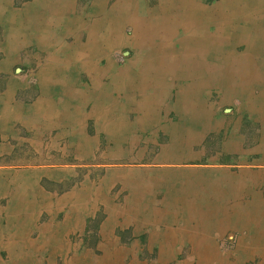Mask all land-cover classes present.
<instances>
[{
  "label": "rangeland",
  "instance_id": "obj_1",
  "mask_svg": "<svg viewBox=\"0 0 264 264\" xmlns=\"http://www.w3.org/2000/svg\"><path fill=\"white\" fill-rule=\"evenodd\" d=\"M96 1L0 0V72L7 77L0 79V105L8 99L9 109L17 114L18 108L31 109L42 96L52 101L54 109L66 106V114L71 106L73 118L81 116L88 122L86 127L73 128L74 132H83L80 136H60L53 131L39 142L8 144L13 151L0 159V166H4L0 168V264H216L200 263L195 254H159L148 239V231L137 229L139 217L145 215L139 203H159L164 197V161L170 164L168 168L178 170L168 174L169 194L174 183L201 178L194 170L205 169L202 166L223 164L219 169L227 165L238 170L237 164L246 162L249 177L256 182L250 183L248 199H264V103L258 111L261 103L248 105L245 96H229L220 86H214L199 95V107L208 116L184 113L180 94L191 81L177 82L179 78L166 74L162 77L164 86L143 88L138 78L144 74H148V79L155 76H149L146 58L129 25L122 24L125 40L90 60L97 71L74 62L73 50L88 44L89 27L98 19L93 14ZM118 1L105 0V10ZM140 1L145 8L137 16L153 29L157 24L176 26L184 17L179 6L182 0H166L169 6L162 12H158L156 0ZM218 2L196 0L204 7ZM260 3L264 11V0ZM187 17L191 23L201 25L199 16ZM163 28L174 32L172 27ZM105 31L98 33V38ZM198 35L191 51L195 56L209 51L208 58L201 62L209 69L213 66L216 74L224 72L230 62L226 53L230 48L225 47L224 38L220 39L221 44L208 47L204 41L197 42ZM175 42L173 38L171 43ZM154 44L161 42H153L151 51L155 52ZM214 49L221 55L219 58ZM243 50L244 46L239 45L235 52ZM193 61L186 62L190 67L183 76H202ZM65 68L68 72H81L77 80L84 85L79 87L76 83L67 94L65 89L42 94L37 87V74ZM124 69L134 75L133 89L119 86L116 74ZM95 78L100 79L101 86L95 85ZM189 90L184 91L193 95L191 91L195 89ZM159 95L162 99L154 104ZM192 138L197 141L184 142ZM166 149L168 160L164 158ZM260 151L263 157L258 154ZM168 203L154 209H168L171 216L182 207L177 208L172 200ZM258 209L255 211L263 212L260 224H250L247 230L242 227L246 224H241L217 239L215 251L229 263L262 264L264 255L260 256L261 251L250 245L251 236L260 246L264 242V206ZM176 217L185 220L183 226H194L192 217L182 216V209Z\"/></svg>",
  "mask_w": 264,
  "mask_h": 264
},
{
  "label": "crops",
  "instance_id": "obj_2",
  "mask_svg": "<svg viewBox=\"0 0 264 264\" xmlns=\"http://www.w3.org/2000/svg\"><path fill=\"white\" fill-rule=\"evenodd\" d=\"M252 2L257 1L219 0L218 3L221 6L219 4H215L212 7H204L201 5L204 8L203 10H195L194 13L192 12L193 17L199 16L201 18V25H193L197 35H200L204 31L211 36L209 41H204L208 44V47L210 44H221L220 39L222 37L224 40L226 39L225 47L230 48V51L226 52L230 56V62L224 72L216 74V71H213V66L212 69H209L207 68L208 66H205L201 62L204 59L206 60V57L208 58L209 51L204 56H195V53L191 51L195 39L189 41L192 43L186 42V37L193 35V33L186 32L184 21H190L183 17L182 20L178 21L176 26H169L165 23L164 26L168 28L172 27L174 32H169L164 29V55L143 54V58H146L145 66L149 69V76L154 75L155 77L151 76L148 79V74L140 76L138 79L142 81L140 82L142 84L141 86L143 88L157 87L158 84L164 86L162 77L166 74H172L175 78H179L177 82L190 80L191 82L181 90L180 103L185 105L184 113L196 117L200 113H205L208 116V113L201 111L199 107L201 105L199 95L204 89L214 86H220L227 94L230 93L229 96L233 93L241 95L242 97L245 96L244 98H246L248 105L249 103L253 104L255 102L258 105L261 103L259 105L260 107L256 108L258 111L261 110L262 103H264V11L261 8L260 0H258V9H255L254 6L251 11H248L245 7ZM152 11L157 13L154 8ZM110 13L112 14L111 11ZM251 13H254V15L250 16L249 14ZM93 14H96V10H94ZM114 17V14L111 15L110 20L114 19ZM91 26L93 27V25ZM95 29L102 32L108 28L101 27L99 29L96 27ZM173 38L176 39V42L172 44L171 41ZM239 45L244 46V50L241 53H236V46ZM86 46L88 48L90 47L89 44ZM104 46H106L105 43L104 45L103 43H96L95 51L90 49L87 51L84 49V46H81L82 48L77 46L71 54L72 60L88 68L90 60L96 59L102 52H106L107 47L103 48ZM154 47L157 51L161 45L154 44ZM214 50H216L215 53L218 56L217 49ZM77 51L81 53L85 52L84 55L86 58L79 60V58L75 57ZM189 59L194 60L193 65L201 70L202 76L196 75V73L183 76V71L188 70L190 67L189 64H186ZM241 63L243 64V68L240 65ZM94 67L92 65L88 69L95 71ZM117 73L116 75H119L118 81H120L119 86H122L120 72ZM4 74L6 73L0 72V79L7 78L2 76ZM79 74L82 73L73 72L72 70L68 72L66 68L65 70L56 72L51 70L40 71L37 74V87L42 94H46V92L53 89H65L67 94V91L70 93L71 89L76 87V83H78L77 86L79 87L84 85L77 80ZM60 75L64 77H59ZM124 77L126 86H129L127 88L133 89L134 75L132 71L128 69ZM99 80V78H95V85L101 86ZM23 83L21 82V85L24 88ZM4 85L6 90H8L9 83L7 80ZM243 85L245 86L243 87ZM191 88H194L197 92L191 91ZM185 89H190L189 91L193 95L185 93ZM161 99L162 95H159L153 103L156 104ZM51 102L49 98L41 96L40 99L34 101L31 109L24 111L18 108L17 114L12 112L14 110L11 111L9 109L8 99L4 104L0 105V159L7 158L10 152L13 151L12 149L14 148H10L8 145L10 142H39L47 135H52L53 131H57L56 135L60 136L82 135L83 132L81 130L74 132L73 128L81 129L86 127L88 124L87 120L81 118V116L73 118L71 106L68 108L69 113L66 114V106L64 108H62L63 106L55 107L54 109ZM66 128H68V131ZM196 141L197 139L194 140L192 138L184 142L194 143ZM240 153L241 155L243 154L242 152ZM245 154L248 156V153ZM258 154H260V157H263L261 151ZM169 157L167 149L164 150L165 160H168ZM169 165L167 161H164V197L161 198V201L159 203L155 201H153L155 203H139V208L144 207V210L141 211L145 215L139 217L141 222L137 229L148 231V239L153 242L152 244L159 254L189 253L199 255L209 253L211 250H216V246L214 245L217 243V239L225 236L227 232L237 230L241 224H246L242 227L245 226L244 228L247 230L250 224L261 223L259 218L263 217V212L259 213L256 211H259V206H264V199H259L258 196L253 197L251 200L248 199L250 183L254 184L256 182H254V179H251V176L249 177L250 170L246 162L238 163L236 166L238 170H234L232 167L229 168L227 165H225L223 170L219 169L224 166L223 164L222 166L209 164L211 166L207 168L206 166H202L205 169H201L200 167L194 170L202 175H199L201 178L197 177L195 180L188 178L187 181L184 180L182 183H174L171 188V194L168 192V174L170 172L174 174L178 170L177 168H168L170 167ZM3 167V165L0 166V168ZM204 176H208L207 179ZM171 200L174 205H177V208L182 205L175 212L176 214L170 216L168 209H154L157 206L161 208L168 206V202ZM151 206L153 209L150 211L148 207ZM250 207L254 209L251 210ZM181 209L184 218L185 215L192 217L194 226L188 227L182 225L185 220H179L176 217ZM251 220L253 222H250ZM251 237V247L258 248L261 251L259 253L260 256L264 255V250L260 249L264 247V242L260 246L259 241L255 237ZM256 250H248V253L254 254ZM262 264L264 263L262 262Z\"/></svg>",
  "mask_w": 264,
  "mask_h": 264
},
{
  "label": "bare ground",
  "instance_id": "obj_3",
  "mask_svg": "<svg viewBox=\"0 0 264 264\" xmlns=\"http://www.w3.org/2000/svg\"><path fill=\"white\" fill-rule=\"evenodd\" d=\"M173 1H172V3H173ZM256 1L257 2H252V3L248 4L247 7H245V8L248 11H251V9L254 6H255L254 7L255 9H258V0H256ZM156 3H157L158 12H162L163 8L166 9L169 6V5H167L166 0H156ZM217 4H219L221 6L220 3H217ZM105 5H106L105 0L104 1L103 0H97L96 1V4H95L96 14L95 15H96V17H98V19H95V20L93 19L94 20V22L92 21L93 27L91 26V28H89L90 36L88 38V44L90 45V47L88 48V46H84L85 50L89 51V49H90V50H94L95 51L96 43H99V44L103 43V45L105 43V45H106L105 47H107V50L108 49H112V47H111L112 45H114V44L116 45L119 41L125 40L124 36H123V30L124 29H122V26L127 24L129 26H132V28H133V35L132 36H133L134 40L136 41V44L140 48V53H143L145 55L146 54H148V55H157V54L164 55V28H163L164 26H160L159 24H157L155 29H153L152 25H148L144 21V18L142 19V17L137 16V14H139V13H144L145 3L143 1L141 2L140 0H120V1L116 2L114 5L112 4L113 6H111L110 10H105ZM179 6L181 7L180 9L183 10V12H184L183 13L184 19H186V17L189 16V15H191V17H193L192 12L194 13L195 10H203L204 9V8H202V6H200L198 3H196V0H185V1L182 0V2H180ZM110 11L112 12V14L110 13ZM0 14H1V11H0ZM113 14L115 15V17H114V19L110 20V17ZM147 14H149V13H147ZM249 15L253 16L254 13H251ZM184 23H185L186 32L193 33V35H188L186 37V42L188 43L190 40H194L195 39V36H197V34H196L197 32L194 29V26H193L194 23L193 22L192 23H187V22L184 21ZM76 25L78 26L79 24L76 23ZM94 27L95 28L97 27L99 29L101 27H104V28H108V29L105 31V33L103 32V35L101 36V38H98V33L100 34L101 31L100 30L98 31V29L96 30ZM73 28H75V27H73ZM15 30H18V29L16 28ZM87 32H88V30H87ZM194 34H196V35H194ZM210 37L211 36H210L209 33H205L204 31H202L201 34L198 35V38H196V39L207 42V41L210 40ZM155 40H159V42H161V47L157 51L155 49V52H154V51H151V49L153 47V42ZM94 44H95V46H94ZM79 50H81V49L79 48ZM84 53L85 52L81 53V52L77 51L76 54H75V57L79 58V60L85 59L86 57H85ZM93 58H94V56H93ZM89 67H92V65L91 66L89 65ZM108 69L110 70L111 68H108ZM95 71H97V70H95ZM126 71H127L126 69H124L122 71H119L120 72L119 74L121 76V83H122L121 87H123V88L129 87V86H126V81H125V77H124V74L126 73ZM198 256H199V258H198L199 260L198 261L200 263H205V262L208 263V261L209 262L210 261H215L216 264H231V263L228 262L227 258L218 255L215 251H212V250L209 252L208 255L199 254ZM122 259H123V256H122ZM263 263H264V260H263Z\"/></svg>",
  "mask_w": 264,
  "mask_h": 264
}]
</instances>
